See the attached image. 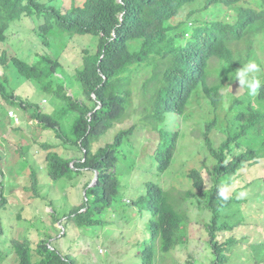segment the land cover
Masks as SVG:
<instances>
[{
  "label": "trees",
  "instance_id": "1",
  "mask_svg": "<svg viewBox=\"0 0 264 264\" xmlns=\"http://www.w3.org/2000/svg\"><path fill=\"white\" fill-rule=\"evenodd\" d=\"M197 1L82 0L81 5H72L63 13L40 0H0V42L6 41L12 24L29 22L35 26V32L46 47L54 39L64 36L97 38L94 51H82V66L74 76L80 83L81 96L83 93L85 99L70 96L65 85L57 84L59 79L54 80V74L61 65L51 51L48 50L34 64L17 57L9 58L6 51L0 56L7 70L10 69L14 75L28 81L39 91L30 97L43 93L54 96L59 103L55 115L43 113L39 104L24 101L16 91L10 89L6 71L0 75L2 100L24 111L31 109L32 117L39 125L53 130L65 144L79 148L84 154L80 158L67 159L53 152V147H45L51 180L67 178L72 181L84 171L98 173V181L93 187H87L84 204L59 221H72L78 229L103 223L100 217L111 206L112 196L117 190L115 156L127 142L130 143L135 127L121 130L111 142L100 145L96 151L93 146L129 117L134 73L152 71V75L142 85L141 117L160 136L153 155L157 169L163 173L170 168L181 138L179 131L172 132L164 128L169 114L185 116L192 100L201 94L206 96L212 110L216 111L223 100V85L209 83L212 60L218 59L225 66L234 68L251 61L254 40L244 43L242 30L236 28L240 20L245 18L246 23L254 26L250 35L264 33V8L246 7L240 3L241 0H205L204 10L218 5L233 8L238 19L235 15L233 23L216 20L196 25L190 39L185 44H179L178 39L181 41L184 36L173 34L176 30L173 20L184 7ZM238 43H243L245 48L239 49ZM258 97L264 99V84ZM10 112L8 117L11 120ZM71 113L76 118L73 124L67 125L65 120ZM235 116L240 123V130L236 134H228L220 144L210 138V133L217 125V117L207 124L205 146L215 161L210 171V187L206 188L199 170L192 169L188 173L193 189L205 199L206 208L212 216L207 226L209 245L214 256L211 264H225L229 259L227 252L237 244L233 237L222 241L220 237L235 227L225 218L235 203H241V189L227 195L226 199L220 196V191L223 189L226 192L233 186L236 176L246 164L261 158L256 150L246 147L239 150L242 138L253 130L257 131L256 127L264 121V111L249 103L245 111ZM31 185L38 188L36 173L31 175ZM171 193L159 184L148 182L137 201L145 204L150 213L151 243L140 254L141 264H164L168 255L187 243L185 228L190 215ZM190 195L193 193L188 191L187 196ZM4 203L6 200L1 201L0 207ZM44 237L36 246L30 239L12 240L8 249L0 251V264L14 260L16 264H74L69 257L52 248L47 234Z\"/></svg>",
  "mask_w": 264,
  "mask_h": 264
},
{
  "label": "rangeland",
  "instance_id": "2",
  "mask_svg": "<svg viewBox=\"0 0 264 264\" xmlns=\"http://www.w3.org/2000/svg\"><path fill=\"white\" fill-rule=\"evenodd\" d=\"M40 1L55 6L61 12H66L76 2L80 3V0ZM240 3L246 7L257 8L260 5V8H264V0H241ZM204 8L205 0H198L184 7L173 20L176 29L173 34L184 36L183 40L178 39L179 44H185L190 39L196 25L206 21H235L236 11L233 8L220 5L208 10ZM32 28V22L13 24L6 41L0 42V56L6 51L9 58L17 57L34 64L48 50L51 51L61 65L54 74V80L59 79L57 84H64L70 95L85 99L83 93L81 96L80 83L74 76L82 66V51H94L97 38L64 36L54 39L49 49ZM253 29L254 26L246 23L245 18L240 20L236 28L242 30L244 43L254 40L251 61L258 64L260 72L257 75L264 84V33L255 32L250 35ZM237 47L243 50L245 45L238 43ZM237 70L236 67L225 66L218 59L212 60L209 83L223 85V100L216 111L212 110L206 96L201 94L192 100L185 116L169 114L164 128L172 132L179 131L181 138L170 168L163 173L157 169L153 155L160 136L141 117L142 85L152 75V71L142 70L133 74V102L129 117L108 131L93 148L96 151L100 145L111 142L121 130L134 126L135 131L130 138L132 145L127 142L115 156L117 190L112 196L110 208L100 217L103 223L87 229H78L74 222L59 219L84 204L87 199L85 191L95 173L84 171L72 181L67 178L51 180L45 147H53V152L67 159L83 157V152L65 144L53 130L37 124L31 109L24 111L5 103L0 97V203L6 200L0 207V251L8 249L12 240L30 239L36 246L47 234L52 248L69 257L74 264H141L140 254L151 243L150 213L145 204L137 201L145 185L154 182L172 191L171 194L177 197L190 215L185 228L187 243L168 255L164 264H211L214 256L209 245L207 226L212 216L206 208L205 199L191 186L188 173L192 169L200 170L206 188L210 187V171L215 161L204 146L209 122L217 117V125L210 133V138L220 144L228 134L238 133L240 123L235 115L245 111L249 103L264 111V99L258 95L250 96L247 89L241 87L238 80H234ZM4 71L9 76L10 89L16 91L24 101L39 104L45 114H56L59 101L54 96L41 93V96L30 97L39 91L28 81L14 75L10 69L7 70L0 60V75ZM10 111H13L11 114L14 113V117H19L20 127L14 125L13 118L9 119ZM75 118L71 113L65 124H73ZM256 129L242 138L239 151L244 147L253 149L258 151L256 153L261 158L246 164L236 176L233 186L226 191V195H230L241 189V203H235L226 214L225 220L235 227L223 233L220 239L222 241L233 237L237 244L227 252L229 259L225 264H264V121ZM32 173H36L39 180L37 189L31 185ZM188 191L193 195L187 196ZM14 261L3 264H16Z\"/></svg>",
  "mask_w": 264,
  "mask_h": 264
},
{
  "label": "clouds",
  "instance_id": "3",
  "mask_svg": "<svg viewBox=\"0 0 264 264\" xmlns=\"http://www.w3.org/2000/svg\"><path fill=\"white\" fill-rule=\"evenodd\" d=\"M81 1L82 0H80V3H75V4H73V5H81ZM41 2V1H40ZM42 3V2H41ZM261 4V3H260ZM260 6V5H259ZM258 6V7H259ZM72 7V6H71ZM70 7V8H71ZM69 10V9H68ZM64 13V12H63ZM15 24V23H14ZM13 25V24H12ZM11 25V26H12ZM20 25H23V24H20ZM34 28H35V26H33V28H32V30L35 32V30H34ZM9 31V30H8ZM2 43H4V42H2ZM251 60H252V58H251ZM238 70L237 71H235V77H234V80H238L239 81V84H240V86L241 87H243V88H246L247 89V91H248V94L250 95V96H253V97H255L256 95H258V93H259V90H260V88H261V84H262V82H261V80L258 78V75H257V73H259L260 72V68H259V66H258V64L255 62V61H248L247 63H244V64H242V67H240V66H238V67H236ZM240 87V88H241ZM69 93V92H68ZM70 95V94H69ZM70 96H73L72 94L70 95ZM43 102H45V100L43 101ZM13 112V111H12ZM12 112H10V118H13L14 119V121H15V124L14 125H21V123H20V121H19V117L18 116H13L14 115V113L13 114H11ZM187 113V112H186ZM183 117V116H182ZM36 122H37V124H38V121L36 120ZM17 127H20V126H17ZM205 146V145H204ZM205 148H206V146H205ZM207 150V149H206ZM154 154V153H153ZM214 160V159H213ZM254 163V162H253ZM252 164V163H251ZM72 166H74V164L72 163ZM214 166V165H213ZM197 170V169H196ZM191 171V170H190ZM189 171V172H190ZM200 171V170H199ZM201 172V171H200ZM202 173V172H201ZM98 173H96L95 174V176H94V178H93V180H92V185H90L89 184V186H88V188L89 187H93L94 186V184L96 183V182H94V179H95V177H96V175H97ZM202 176H203V174H202ZM204 178V177H203ZM71 181V180H70ZM98 181V180H97ZM192 182V181H191ZM191 186L193 187V185H192V183H191ZM86 192L87 191H85V195H86ZM220 196L221 197H223V198H227V195H226V192H225V190H223V189H221V191H220ZM110 208V207H109ZM109 208H107V209H109Z\"/></svg>",
  "mask_w": 264,
  "mask_h": 264
},
{
  "label": "water",
  "instance_id": "4",
  "mask_svg": "<svg viewBox=\"0 0 264 264\" xmlns=\"http://www.w3.org/2000/svg\"><path fill=\"white\" fill-rule=\"evenodd\" d=\"M97 180H98V174L96 175L94 182H97Z\"/></svg>",
  "mask_w": 264,
  "mask_h": 264
}]
</instances>
